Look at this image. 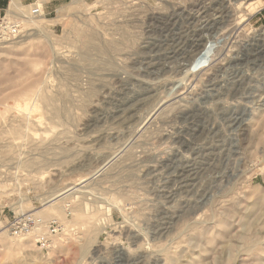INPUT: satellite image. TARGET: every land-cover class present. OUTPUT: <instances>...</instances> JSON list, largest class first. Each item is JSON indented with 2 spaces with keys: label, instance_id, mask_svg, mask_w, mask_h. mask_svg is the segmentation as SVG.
<instances>
[{
  "label": "rangeland",
  "instance_id": "obj_1",
  "mask_svg": "<svg viewBox=\"0 0 264 264\" xmlns=\"http://www.w3.org/2000/svg\"><path fill=\"white\" fill-rule=\"evenodd\" d=\"M20 9L0 44V264H264V0ZM164 19L210 21L180 75L136 63ZM29 212L64 223L48 251L10 233Z\"/></svg>",
  "mask_w": 264,
  "mask_h": 264
},
{
  "label": "bare ground",
  "instance_id": "obj_2",
  "mask_svg": "<svg viewBox=\"0 0 264 264\" xmlns=\"http://www.w3.org/2000/svg\"><path fill=\"white\" fill-rule=\"evenodd\" d=\"M215 2V1H214ZM245 4V3H244ZM12 6V5H11ZM17 6V5H16ZM14 7L15 9H17V12H14L17 16H20L23 19H28L30 17H32L31 15H25L23 13L19 14L18 12H22V10L19 7ZM216 7V6H215ZM203 9V8H202ZM11 12H13L11 10ZM41 14V13H40ZM39 14V15H40ZM37 16V15H35ZM243 17V16H242ZM161 20V19H160ZM203 19H184L182 21V19H164V22L166 23V25H174L173 30H176V32H173V30H169V28L164 27L165 29L161 30V37L159 38V42L160 44L157 43H150L146 46V49L148 50H144L142 52L147 53V54H142L140 60L138 59L136 61V63L141 64L142 66H144V70L143 72L148 73L149 70H152L151 68L159 66L161 63V60H164L166 62V60L174 58V61H176V66L173 68H171L174 73H176V75H180L181 72H183L184 69L186 68H190V65H192L190 63L189 64H183L181 63L180 60L184 59V61L187 58V54H191L192 52V48H193V43L195 41H198L199 39L203 38L201 33L197 31L196 26L199 25H210V21H208V19L203 20ZM170 21V22H169ZM181 21L182 23H185L184 25L180 24V27L178 26V22ZM22 22V21H21ZM242 22V21H241ZM240 23V22H239ZM202 28V26H201ZM205 28V27H204ZM196 29V30H195ZM199 29V28H198ZM208 29V28H207ZM170 31V32H169ZM173 32V33H171ZM202 32V31H201ZM44 34V33H43ZM36 35V34H35ZM46 37H48L46 34H44ZM50 38V37H48ZM262 39V38H260ZM207 40V39H206ZM257 40V39H256ZM259 40V39H258ZM90 41V40H89ZM108 41V40H107ZM115 41V39H114ZM158 41V40H157ZM119 42V41H118ZM261 42V41H260ZM197 43V42H195ZM262 43V42H261ZM248 44V43H247ZM257 44V42H256ZM255 44V45H256ZM111 45V43H110ZM201 45V43H200ZM96 46V45H95ZM101 48V45H99ZM118 46V45H117ZM105 47V46H104ZM110 46L107 45V48H109ZM115 47V46H114ZM245 47V46H244ZM261 47V46H260ZM94 48V47H93ZM103 49V48H102ZM106 51V48H104ZM103 49V51H104ZM164 50V54L165 56H163L162 54H160L159 52L161 50ZM243 49V48H242ZM99 50V49H98ZM117 50V49H116ZM197 50V47H196ZM261 50V49H260ZM102 51V50H101ZM146 51V52H145ZM258 54V53H257ZM188 55V56H189ZM245 55V54H244ZM209 56V55H208ZM244 57V56H243ZM169 60V61H171ZM233 60V59H232ZM180 61V63H179ZM192 62H195L193 60H191ZM183 62V61H182ZM189 62V61H187ZM186 62V63H187ZM202 62V61H201ZM197 63V62H196ZM164 64V63H163ZM200 64V62L198 63ZM197 64V65H198ZM231 64V63H230ZM196 65V64H195ZM165 66V65H164ZM195 68V67H194ZM186 71V70H185ZM188 71V70H187ZM153 71H150L148 74L150 75ZM190 72V69L189 71ZM185 73V72H184ZM192 73V72H191ZM190 73V74H191ZM193 74V73H192ZM187 75V74H186ZM189 75V73H188ZM152 77V76H151ZM171 77V76H170ZM189 77V76H187ZM153 78V77H152ZM183 78V77H182ZM181 77H177V78H168L166 80H163L161 83L160 82H154L151 81V79H139V78H133V79H129L130 83L134 85H136L138 88L142 89V90H150L151 89H160V88H165V89H173L175 87H179L181 84H183V82L181 81L182 79ZM125 79V78H123ZM188 79V78H187ZM185 79V81L187 80ZM122 80V79H121ZM126 80V79H125ZM183 80V79H182ZM121 83H123L122 85L125 86L126 88L128 87L127 85L129 83H127V81H122ZM135 83V84H134ZM169 85H171V87H169ZM152 91V90H151ZM164 91V90H163ZM172 91V90H171ZM165 92V91H164ZM162 92V93H164ZM168 92H170L168 90ZM173 92V91H172ZM175 103V102H172ZM166 108V107H165ZM154 109V108H153ZM152 109V110H153ZM164 109V106H163ZM29 110V109H28ZM158 110V109H156ZM165 110V109H164ZM160 111V109H159ZM158 113V112H157ZM156 113V115H157ZM150 114V112L148 113V115ZM187 114V113H186ZM189 115V114H188ZM193 115V114H192ZM186 116V115H185ZM184 116V117H185ZM156 117V116H154ZM190 117V116H189ZM147 118V117H146ZM145 118V119H146ZM153 119V118H152ZM235 120V119H234ZM148 121V120H147ZM153 121V120H152ZM210 131V130H209ZM106 161V160H105ZM107 162V161H106ZM156 168V167H155ZM156 171V169H152L150 168V173ZM183 173V172H182ZM183 175V174H182ZM88 181V180H87ZM90 181V180H89ZM72 191V190H70ZM71 193V192H70ZM15 237V236H14ZM16 239H22L24 237H15Z\"/></svg>",
  "mask_w": 264,
  "mask_h": 264
},
{
  "label": "built area",
  "instance_id": "obj_3",
  "mask_svg": "<svg viewBox=\"0 0 264 264\" xmlns=\"http://www.w3.org/2000/svg\"><path fill=\"white\" fill-rule=\"evenodd\" d=\"M32 5L30 14L39 15V4ZM19 19L20 17L9 9L0 17V44L12 42L23 34V23ZM9 230L15 237L35 236L37 247L45 252L53 246L54 237L64 231V223L57 218L46 220L36 212L21 213L10 221Z\"/></svg>",
  "mask_w": 264,
  "mask_h": 264
},
{
  "label": "crops",
  "instance_id": "obj_4",
  "mask_svg": "<svg viewBox=\"0 0 264 264\" xmlns=\"http://www.w3.org/2000/svg\"><path fill=\"white\" fill-rule=\"evenodd\" d=\"M27 1L28 0H0V16H2L6 11H8V9L9 11H11V9L16 5L21 8L22 6L21 4ZM42 11H43V7H42Z\"/></svg>",
  "mask_w": 264,
  "mask_h": 264
}]
</instances>
